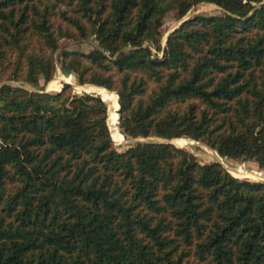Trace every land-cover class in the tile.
<instances>
[{"label":"trees","instance_id":"trees-1","mask_svg":"<svg viewBox=\"0 0 264 264\" xmlns=\"http://www.w3.org/2000/svg\"><path fill=\"white\" fill-rule=\"evenodd\" d=\"M199 3L223 13L162 46L166 13ZM57 63L118 93L117 144L187 136L264 169V0H0V78L37 87ZM107 118L67 83L0 86V264H264V181L169 142L120 150Z\"/></svg>","mask_w":264,"mask_h":264},{"label":"rangeland","instance_id":"rangeland-1","mask_svg":"<svg viewBox=\"0 0 264 264\" xmlns=\"http://www.w3.org/2000/svg\"><path fill=\"white\" fill-rule=\"evenodd\" d=\"M223 13L222 9L218 7L215 4L212 3H199L197 5H194L183 17L178 18L176 10H169L164 19H163V25L161 27L162 32V38H161V44L162 46L165 45L166 38L168 34L179 26V24L185 20L186 18L196 15V14H207V15H221ZM95 41L88 40V41H72L69 39H63L60 41V48L58 52L61 49H78L82 51H88L91 49V45H95ZM155 52V50H153ZM159 55L161 53L159 52ZM71 85L73 93L80 94L83 91V85L85 84H79L74 77H72L70 74L65 75L62 73L59 64L57 63L56 71L54 75L52 76L51 80H49L47 83L43 84V81H40V86L34 87L30 84H27L23 81H15V80H6L5 78H0V86L2 84H11L13 86H18L21 88H24L29 91H39V92H56L59 91L63 87V83H66ZM43 86V87H42ZM89 91H105L101 88H89ZM109 94L111 95L110 102H112V106L115 105L116 102V93L113 91H110ZM115 110V109H114ZM115 113V111L111 112V114ZM110 114V115H111ZM119 122V121H118ZM112 125L114 123H111ZM110 125V128L112 131V137L117 144L115 140L116 136V130ZM139 139H142L141 137H138ZM133 138H127V141L124 144L117 145L120 150L126 149L129 147V144ZM146 139V138H144ZM157 141H162L164 139L159 137H154ZM170 140L174 143H176L181 148H184L188 152H190L192 155H194L200 163H208L212 161H218L229 173H231L234 177L239 179H249L252 181H264V169H261L258 167V164L253 160L248 161H240V160H233L224 158L218 155V153L210 148L209 146H206L205 143L201 141L193 140L187 136H181L177 138L172 139H166ZM254 176V177H253Z\"/></svg>","mask_w":264,"mask_h":264},{"label":"water","instance_id":"water-1","mask_svg":"<svg viewBox=\"0 0 264 264\" xmlns=\"http://www.w3.org/2000/svg\"><path fill=\"white\" fill-rule=\"evenodd\" d=\"M167 39V38H166ZM72 77H74L75 79H76V77H75V75L74 74H70ZM67 83V82H66ZM89 88H103V89H105V90H107V91H109L110 92V90H108V89H106V88H104V87H100V86H96V85H93V84H85V85H83V91L80 93V94H82V93H87V94H89V93H94V94H96V95H99L100 97H101V99L103 100V101H105L106 102V104H107V106H108V118H107V122H108V127H109V130H110V125H109V117H110V114H111V112H113V111H115L116 112V114L118 115V121H119V123H120V119H119V103H118V93H116V95H117V108H115V110H114V108H113V106H112V102H110V100H107V99H105V98H103L102 97V95H100L98 92H96V91H89L88 89ZM48 92V91H47ZM120 131L123 133V131L120 129ZM110 133H111V131H110ZM124 134V133H123ZM124 136L127 138V136L124 134ZM131 143H135V142H169V143H172V144H174L175 146H177V147H180V146H178L176 143H174V142H172V141H170V140H166V139H164V140H162V141H157V140H155L154 139V136L153 137H149V138H146V139H144L143 138V140L142 139H139V138H133V139H131V140H129ZM116 145H120L119 143L118 144H116ZM207 146V145H206ZM181 148V147H180Z\"/></svg>","mask_w":264,"mask_h":264},{"label":"bare ground","instance_id":"bare-ground-1","mask_svg":"<svg viewBox=\"0 0 264 264\" xmlns=\"http://www.w3.org/2000/svg\"><path fill=\"white\" fill-rule=\"evenodd\" d=\"M101 89H103V88H101ZM103 90H105V89H103ZM107 91V90H106ZM109 92V91H108ZM254 177V176H253Z\"/></svg>","mask_w":264,"mask_h":264}]
</instances>
